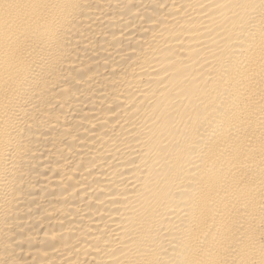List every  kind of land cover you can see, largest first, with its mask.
<instances>
[{
    "label": "bare ground",
    "instance_id": "obj_1",
    "mask_svg": "<svg viewBox=\"0 0 264 264\" xmlns=\"http://www.w3.org/2000/svg\"><path fill=\"white\" fill-rule=\"evenodd\" d=\"M0 264H264V0H0Z\"/></svg>",
    "mask_w": 264,
    "mask_h": 264
}]
</instances>
